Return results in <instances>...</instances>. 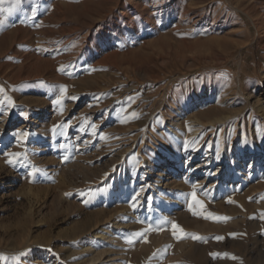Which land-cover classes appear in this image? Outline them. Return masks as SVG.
<instances>
[{
	"label": "rangeland",
	"instance_id": "374dc122",
	"mask_svg": "<svg viewBox=\"0 0 264 264\" xmlns=\"http://www.w3.org/2000/svg\"><path fill=\"white\" fill-rule=\"evenodd\" d=\"M0 20V264H264V0Z\"/></svg>",
	"mask_w": 264,
	"mask_h": 264
},
{
	"label": "snow or ice",
	"instance_id": "6c2138e0",
	"mask_svg": "<svg viewBox=\"0 0 264 264\" xmlns=\"http://www.w3.org/2000/svg\"><path fill=\"white\" fill-rule=\"evenodd\" d=\"M16 2L19 3V0H16ZM9 11H11V9H9ZM32 14H33V16L36 15V11H35V9L32 10ZM4 23H5L4 20H0V25H3ZM61 70H63V69H61ZM72 99H76V97H72ZM59 102H60L59 99H57V100L55 101V103H59ZM21 115L27 116V113H21ZM54 127H55V126H54ZM27 135H28L27 132L21 133V139L25 138ZM10 155H16V156H19V155H21V154H20V153H15V154H10ZM217 159H219V155H217ZM9 163H12V161L9 160ZM139 195H140V193L138 192V193H136V194L131 198L132 201H134V202L132 203V207H133V208H135V207L137 206V204H136L135 201H138ZM192 199H193L194 204H199L201 208L204 207L203 202H202V201H199V200L196 199L195 193H193ZM191 207H193V205H190V208H191ZM193 212H194V214H196V215H200V214H202V213L195 212L194 209H193ZM207 216H208L209 218H214V219H217V220H219V219H223V220H227V219H229V217L215 216V214H213V213H207ZM261 218L264 219V213L261 214ZM172 228H173V230H174V231H173V235H177L178 232H179V233H183V231H184V230H183L178 224H176L175 222H172ZM141 235H143V234H142V233H139V232H137V233L134 234V236H141ZM231 235L235 236L236 234H235V233H232ZM177 238H180V237L177 236ZM192 238H193V239H197V240H204V239H205V238L202 237V236H198V235H194V234L192 235ZM215 239H216V240H222V239H224V237L217 236V237H215ZM131 242H132V240L129 239V243H131ZM23 255H24V253H21V256H23ZM211 255L216 256V255H218V254H216V253H212ZM225 255H227V254H225ZM0 259H6V258H4V257H0ZM232 259H237V258H236L235 256H232Z\"/></svg>",
	"mask_w": 264,
	"mask_h": 264
},
{
	"label": "bare ground",
	"instance_id": "6f19581e",
	"mask_svg": "<svg viewBox=\"0 0 264 264\" xmlns=\"http://www.w3.org/2000/svg\"><path fill=\"white\" fill-rule=\"evenodd\" d=\"M261 146V145H260ZM259 145H258V147H257V150L255 151V153L257 154V155H261V156H264V148H262V147H260ZM259 161L261 160V159H258Z\"/></svg>",
	"mask_w": 264,
	"mask_h": 264
}]
</instances>
